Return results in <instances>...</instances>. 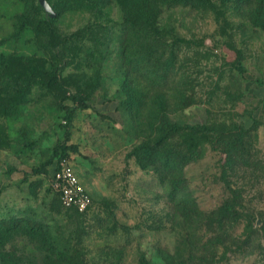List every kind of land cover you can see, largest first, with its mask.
Listing matches in <instances>:
<instances>
[{"label": "rangeland", "instance_id": "374dc122", "mask_svg": "<svg viewBox=\"0 0 264 264\" xmlns=\"http://www.w3.org/2000/svg\"><path fill=\"white\" fill-rule=\"evenodd\" d=\"M48 1L55 16L40 0H0V264H264L256 5L161 10L176 63L158 81L126 58L132 36L119 0ZM146 1L126 5L140 13ZM54 71L62 87L48 85ZM207 121L229 137L208 131L193 156L174 126ZM169 142L192 157L181 170L189 195L174 196L178 172L154 157ZM64 147L95 201L87 213L63 206L49 185ZM232 195L240 214L225 218L219 208Z\"/></svg>", "mask_w": 264, "mask_h": 264}, {"label": "trees", "instance_id": "16d2710c", "mask_svg": "<svg viewBox=\"0 0 264 264\" xmlns=\"http://www.w3.org/2000/svg\"><path fill=\"white\" fill-rule=\"evenodd\" d=\"M123 11L125 14V22L127 23V33L129 36H132L131 45L129 44L125 50L126 58H131V64L139 70L140 68L145 69L151 75L156 76L158 81H161L163 77L166 78L167 72L170 68H172L176 63V56L175 52H169L166 49V45L163 43L164 38L161 36V31L159 30L156 22V18L165 7H171L173 5H187L192 7H199V6H207L209 0H147L146 5L142 6L140 13H136L135 11L129 10L126 4H128L131 0H119ZM248 6L249 5H256L259 11V17H255L253 19V23L256 26L264 27V0H243ZM170 54V58H165ZM166 59V60H165ZM164 69L166 71H164ZM165 80V79H164ZM48 85L62 87V84L58 80L56 71L50 74L48 78ZM166 83L162 86L156 85L152 87H166ZM70 97V96H68ZM74 101L78 102L81 106L87 107L88 105L84 103L79 97L71 96ZM216 125L213 123H199L196 125H180L176 124L174 126L175 134L179 135L181 140V144H185L189 150L193 153V156L199 155V148L205 142V138H207L208 131H217L221 133V137L218 139L219 142H224L226 138L229 136L225 133L224 129H219L215 127ZM231 127L237 129L240 128L239 124H233ZM171 129V128H170ZM169 131V130H168ZM167 131V132H168ZM236 140H227L225 143L228 144V149L237 144ZM163 146V145H162ZM161 145L159 146V151L154 153L158 155L160 158V162H162L163 166L166 167L167 172H171V174L176 171L180 178H172V188L173 192L176 193L174 196L180 195H189L188 186L186 185L187 179L184 176L183 172H181L182 168L189 163L192 157H188L186 154L181 152L180 148H178L174 143H167L165 144L162 149ZM66 147H64V151H62L58 157L55 159L53 164L51 165L50 169L48 168V176L49 180L51 178V174L57 168L58 162L62 158H68L66 154ZM231 150V149H229ZM58 153V148L55 150ZM161 151V152H160ZM199 151V152H198ZM191 155V156H192ZM175 163L176 165H173ZM177 168V170H176ZM49 185L52 188L50 181ZM53 189V188H52ZM54 190V189H53ZM55 191V190H54ZM57 194L59 201L60 195L58 192L55 191ZM233 196V195H232ZM236 197L228 196V198L221 204L220 211L222 216L225 218H233L239 216L238 211V204L236 202ZM62 204V203H61ZM95 201L92 199L91 205L85 210L80 211L81 213H87L94 208ZM63 205V204H62ZM64 206V205H63ZM197 207V206H196ZM194 206V210L197 212V208ZM68 208H75L78 210L77 207L71 206ZM79 211V210H78Z\"/></svg>", "mask_w": 264, "mask_h": 264}, {"label": "built area", "instance_id": "2783aa9c", "mask_svg": "<svg viewBox=\"0 0 264 264\" xmlns=\"http://www.w3.org/2000/svg\"><path fill=\"white\" fill-rule=\"evenodd\" d=\"M50 184L59 193L65 207L75 206L79 211H85L92 203L89 191L68 158H62L58 162L57 168L51 174Z\"/></svg>", "mask_w": 264, "mask_h": 264}, {"label": "water", "instance_id": "95a60500", "mask_svg": "<svg viewBox=\"0 0 264 264\" xmlns=\"http://www.w3.org/2000/svg\"><path fill=\"white\" fill-rule=\"evenodd\" d=\"M40 3L42 4V6L45 8L46 11L50 12L52 16L56 15L55 9L48 0H40Z\"/></svg>", "mask_w": 264, "mask_h": 264}]
</instances>
